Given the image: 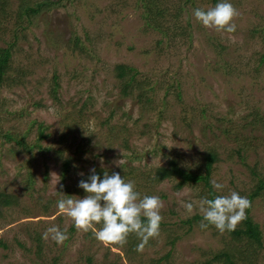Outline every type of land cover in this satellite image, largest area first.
<instances>
[{
    "label": "rangeland",
    "instance_id": "obj_1",
    "mask_svg": "<svg viewBox=\"0 0 264 264\" xmlns=\"http://www.w3.org/2000/svg\"><path fill=\"white\" fill-rule=\"evenodd\" d=\"M228 2L232 33L195 19L210 0H63L28 16L0 0V194L13 200L0 205V264H224L221 253L264 264V0ZM207 152L213 197L251 201L261 246L200 227L201 180L152 178L171 158L203 172ZM92 169L162 201L159 235L142 252L137 236L105 246L59 212L62 196L87 194L78 184ZM52 226L67 230L63 244L44 238Z\"/></svg>",
    "mask_w": 264,
    "mask_h": 264
},
{
    "label": "clouds",
    "instance_id": "obj_2",
    "mask_svg": "<svg viewBox=\"0 0 264 264\" xmlns=\"http://www.w3.org/2000/svg\"><path fill=\"white\" fill-rule=\"evenodd\" d=\"M193 14L206 28L229 33L236 30L232 21L238 11L228 0H221L207 10L196 8ZM91 172L87 181L82 179L78 184L87 194L77 199L62 196L57 202L59 212L71 218L78 231L91 230L94 238L105 246H122L127 243L130 234H135L141 241L136 250L142 252L149 239L159 235L163 219L160 214L162 201L155 195L141 196L136 191L135 182L125 181L119 172L111 175L105 172L102 179L95 169ZM211 184L217 192L224 187L215 179ZM193 206V203L185 205L188 211H192ZM198 207L203 215L200 227L205 229L212 225L223 233L234 231L246 219V209L251 207V201L231 191L228 195L205 197L199 201ZM96 225L101 227L96 228ZM43 235L45 239L50 236L57 244H63L68 239L67 230L61 231L58 226L49 227Z\"/></svg>",
    "mask_w": 264,
    "mask_h": 264
},
{
    "label": "trees",
    "instance_id": "obj_3",
    "mask_svg": "<svg viewBox=\"0 0 264 264\" xmlns=\"http://www.w3.org/2000/svg\"><path fill=\"white\" fill-rule=\"evenodd\" d=\"M20 3L18 4L19 9L26 14L27 16L29 13H37L40 12L43 7L46 9L53 8L55 5L61 4V1L63 0H19ZM212 6L214 7L217 3L221 2V0H210ZM259 28H252L251 32H255ZM212 48H214L216 51H222L223 50V45H221L217 40L213 39L212 41ZM5 58H0V61L4 60ZM222 62L216 61L217 66H222L225 67L228 65L227 61L223 60L221 58ZM123 67V66H121ZM7 137H10L8 134H6ZM11 139L15 141L17 148L23 149V150H31L33 145L27 144L23 138L17 139L16 137L14 138L11 136ZM205 159V170L203 172H197V171H191L187 168H184L183 166H180L178 162L175 159H169L165 165H160L156 167L153 170V176L152 178L155 181H161L166 178H179V184L178 185H183L184 183H190V182H195V181H202L205 183V185L209 189L210 197L209 198H214L213 197V191H211V186L208 182L209 180V173H210V166L214 160V156L211 152H207L204 156ZM69 166V161L66 159L63 162V171L67 169ZM96 174L97 171H95ZM92 173H89L91 175ZM103 176V175H100ZM263 183H261L259 186H257L256 191L254 193H257V191L260 190V187L262 186ZM254 195V194H253ZM1 200H0V205H5L8 206L10 205L13 200L9 195H2ZM194 218H198V215H195L189 219H187L189 222L193 221ZM143 219V218H142ZM161 224V223H160ZM231 233L235 236L238 237L240 235H246L249 239L254 240V243H256L258 246H261V241H260V231L257 228V224L252 221V219L249 216H246V219L242 221V225L239 226L238 228H235L234 231H231ZM136 237L135 234L129 235L128 239H134ZM225 256V263L224 264H235L229 257L227 253H221ZM221 254L219 255H214L215 258H218Z\"/></svg>",
    "mask_w": 264,
    "mask_h": 264
}]
</instances>
